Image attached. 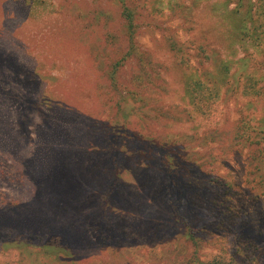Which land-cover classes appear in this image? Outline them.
I'll use <instances>...</instances> for the list:
<instances>
[{
    "label": "rangeland",
    "instance_id": "rangeland-1",
    "mask_svg": "<svg viewBox=\"0 0 264 264\" xmlns=\"http://www.w3.org/2000/svg\"><path fill=\"white\" fill-rule=\"evenodd\" d=\"M125 1L0 0V264H264V0Z\"/></svg>",
    "mask_w": 264,
    "mask_h": 264
},
{
    "label": "trees",
    "instance_id": "trees-1",
    "mask_svg": "<svg viewBox=\"0 0 264 264\" xmlns=\"http://www.w3.org/2000/svg\"><path fill=\"white\" fill-rule=\"evenodd\" d=\"M120 2L122 3V6H123V17L127 23V26H128V29L130 30L131 32V40L134 41V31H135V16H134V13L133 11L126 5V2L125 0H120ZM120 69V67H118V69H115V73ZM115 80V79H114ZM181 186V188L178 187V192L179 194L181 195L182 193L184 194L186 192V186L185 188L182 186V184L180 183L179 184ZM182 194V196H183ZM110 195V194H109ZM181 197V196H180ZM189 228V240H192L193 239V231L191 230V227H188ZM246 258L247 259H250L249 263H243V264H255V262L253 261V259H251L249 256H248V251H246Z\"/></svg>",
    "mask_w": 264,
    "mask_h": 264
}]
</instances>
